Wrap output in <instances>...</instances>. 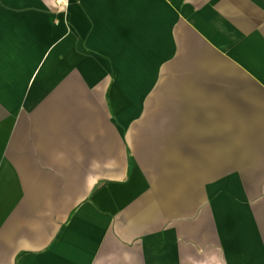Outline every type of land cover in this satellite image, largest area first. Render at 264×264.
I'll return each mask as SVG.
<instances>
[{
    "label": "crops",
    "instance_id": "1",
    "mask_svg": "<svg viewBox=\"0 0 264 264\" xmlns=\"http://www.w3.org/2000/svg\"><path fill=\"white\" fill-rule=\"evenodd\" d=\"M0 264H264V0H0Z\"/></svg>",
    "mask_w": 264,
    "mask_h": 264
},
{
    "label": "rangeland",
    "instance_id": "2",
    "mask_svg": "<svg viewBox=\"0 0 264 264\" xmlns=\"http://www.w3.org/2000/svg\"><path fill=\"white\" fill-rule=\"evenodd\" d=\"M226 164V188L224 192L220 189L219 196L216 193L213 198L211 197V204L208 209L211 217L209 231L210 243L212 245H217L221 242L226 243V245L232 244L233 230L236 228V225H239L240 223L242 224V222H237L233 219L234 214L236 211H243L245 207L246 209L249 208L248 206L239 205L237 203L244 192L248 194L250 193L248 188L242 189V186L240 185V183H243L244 185L245 172H235L234 159L232 156L226 157ZM163 175L164 174H162V176ZM216 215L220 217L219 221L213 219ZM225 233L228 236L222 237L221 235ZM232 255L233 253L229 254L231 257Z\"/></svg>",
    "mask_w": 264,
    "mask_h": 264
},
{
    "label": "built area",
    "instance_id": "3",
    "mask_svg": "<svg viewBox=\"0 0 264 264\" xmlns=\"http://www.w3.org/2000/svg\"><path fill=\"white\" fill-rule=\"evenodd\" d=\"M57 1L61 2V0H57Z\"/></svg>",
    "mask_w": 264,
    "mask_h": 264
}]
</instances>
